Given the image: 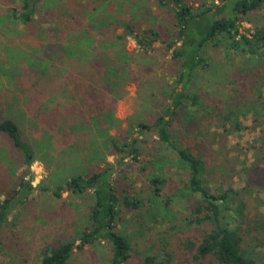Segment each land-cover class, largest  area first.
<instances>
[{"label": "rangeland", "instance_id": "obj_1", "mask_svg": "<svg viewBox=\"0 0 264 264\" xmlns=\"http://www.w3.org/2000/svg\"><path fill=\"white\" fill-rule=\"evenodd\" d=\"M129 1L134 3L133 7ZM129 1L123 0L120 6V0H78L77 7L83 5L86 8V14H79L84 16L82 20L86 23L91 19L99 21L101 23L97 24L103 25V30L131 21L139 24L140 30L154 27L162 34L172 27L171 13L158 10L152 0ZM186 1L194 7L202 2L206 5L212 2ZM16 3V0H0V102L4 96L8 103L19 79L15 76L18 75L17 68L12 71L5 59L9 57L19 65H27L30 58L40 53L30 49L18 51L23 47L28 49L30 45H21L25 38H19L22 35L20 28L6 17L7 9ZM70 4L73 3H68V7L74 9ZM52 5L45 10H52ZM92 7L96 11L90 10ZM242 19V33L253 31L256 25H264L263 11L251 12ZM36 24L38 39L43 44L48 35L44 29L52 28V24L43 20ZM121 25L116 28V33H126ZM87 37L88 34L81 33L72 44L80 48ZM124 47L133 54L129 69L139 73L137 67H142L138 84L127 85L122 98L114 102L113 115L119 121L115 128L98 129L94 121H88L71 128L65 135L59 130L47 133L44 139L34 140L42 146L33 152L28 167L22 164V156L11 142L0 135V201L7 191L16 188L19 179L29 180L31 185L26 200L18 202L8 215L0 236V264H38L45 246L74 239L86 221L90 205L88 195L62 192L60 198H55L42 187L54 189L64 185L71 175L92 173L106 166L113 169L110 181L120 199L128 196L145 200V205L137 211L124 205L119 207L117 230L131 240V253L124 264H141L146 255L154 257V264H217L212 256H196L204 226L188 223L195 204L192 198L188 200L182 188L185 173L180 171L174 156L164 152L156 134L153 131L141 134L137 161L131 156L114 154L109 145L103 144L110 137L120 140L126 136L136 137L137 122L154 120L149 110L140 106L151 91L155 93L151 100L160 101L171 87L180 89L170 75V53L164 51L161 42L152 43V50L144 55L133 36L128 35ZM203 57L220 71L206 68L197 73L190 89L200 94L201 107H193L191 113L178 112L172 133L204 163L203 187L206 191L213 195L229 188L241 191L240 198H245L246 203L241 206L234 203L232 208L238 209L239 218L244 220L242 228L250 227L243 245L264 263V63L257 67L251 60L248 64L241 55L228 61L221 50L210 47L205 49ZM255 66L257 69L254 70ZM241 69L251 70L245 76ZM237 104L241 107H236ZM230 105L238 108L234 113L241 129L228 133L220 128V123ZM243 111L245 114L241 113ZM30 131L27 127L23 131L28 139H31ZM152 174L166 179L163 193L169 200L167 207H164V201L159 203L160 211L156 217L146 200L151 195L148 179ZM231 217L234 222L239 219L234 213ZM106 252L99 246L86 247L81 253L75 252L69 264H105Z\"/></svg>", "mask_w": 264, "mask_h": 264}, {"label": "trees", "instance_id": "obj_2", "mask_svg": "<svg viewBox=\"0 0 264 264\" xmlns=\"http://www.w3.org/2000/svg\"><path fill=\"white\" fill-rule=\"evenodd\" d=\"M16 1L15 6L7 9L6 17L20 28L22 35L19 38L24 37L26 42L21 45H30V48L25 50L23 47L18 51H40L29 59L27 65H19L9 57L5 59L12 71L17 68L18 75L15 76L19 82L11 93L10 103L4 96L0 102V135H4L20 153L22 164L28 167L33 152L41 149L42 145H37L34 140H42L52 131L59 130L65 135L71 128L88 121H94L98 129L115 128L119 121L113 115L114 102L122 98L127 85L138 84L142 67H137L139 73L129 69L133 54L125 50L126 36H133L144 55L152 50V43L159 41L164 51L170 53V75L180 89L177 91L176 87H171L160 101L151 100L155 97L151 91L140 106L148 109L154 120L151 123L137 122L136 137L126 136L123 140L110 137L103 144L109 145L114 154L131 156L137 161L141 134L153 131L164 152L172 154L180 171L185 173L182 188L188 200L192 198L195 204L188 223L204 226L196 256H212L217 264H264L243 245L250 227L242 228L244 220L239 218L238 209L232 208L234 203L236 206L246 203L245 198H240L241 191L229 188L228 191L220 190L217 195L206 191L203 187L204 163L178 141L171 129L178 112L186 110L191 113L193 107H201L200 94L190 89L197 73L206 71V68L217 73L220 71L203 57L207 47L221 50L228 61L241 55L248 64L251 60L257 67L264 63V25L254 26L253 31L240 32V22L249 13L263 11L264 20V0H212L210 5L202 2L197 7L189 5L186 0H152L158 10L169 11L172 15V27L163 34L154 27L140 30L139 24L133 21L103 30V25L97 24L101 22L91 19L86 23L81 19L84 16L79 14L87 11L83 5L77 7L78 0ZM121 2L123 0H120V6ZM68 3H73L70 5L74 9L69 8ZM51 4L52 10H45ZM129 4L134 6L130 1ZM90 10L96 11L95 7ZM39 20L52 24V28L44 29L48 35L43 44L36 33ZM119 25L126 33H116ZM81 33L89 37L79 48L72 43ZM250 70L241 69L240 72L246 76ZM230 107L233 109L229 110ZM229 108L220 123V128L228 133L241 129L234 113L238 108L234 109L232 105ZM241 113L245 114L244 111ZM26 127L31 130V139L23 135ZM112 174V167L106 166L92 173L71 175L64 185L54 189L42 187L55 198H60L62 192L88 195L90 205L82 230L74 239L67 238L45 246L38 264H69L75 252L97 246L107 250L105 264H124L131 253V240L117 230L119 207L124 205L137 211L145 205V200L128 196L120 199L110 181ZM148 183L151 195L146 200L156 217L160 211L159 203L164 201V207L169 206L163 193L166 179L152 174ZM30 190V181L22 178L16 188L5 193V198L0 201V236L9 213L18 202L26 200ZM244 194L248 195V191ZM231 213L238 216L237 222ZM141 264H154V257L146 255Z\"/></svg>", "mask_w": 264, "mask_h": 264}]
</instances>
